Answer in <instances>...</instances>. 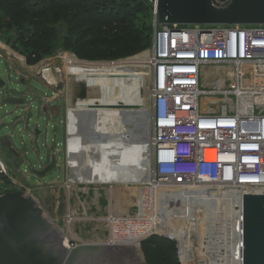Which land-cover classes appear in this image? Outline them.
I'll use <instances>...</instances> for the list:
<instances>
[{
  "label": "built area",
  "instance_id": "2783aa9c",
  "mask_svg": "<svg viewBox=\"0 0 264 264\" xmlns=\"http://www.w3.org/2000/svg\"><path fill=\"white\" fill-rule=\"evenodd\" d=\"M227 1L212 3L220 6ZM151 6V46L145 60L150 74V128L144 143L150 184L146 185L160 191L199 192L200 186L225 189L218 195L228 199L234 214L228 213L221 222L211 221L210 227L207 223L204 238L223 251L222 259L229 257L238 241L240 253L236 254L242 258V194H264V24L160 25L154 4ZM68 135L65 131L63 174L65 183L71 184L68 179L78 166L83 140L76 131ZM20 173L22 176L24 171ZM4 179L13 183L11 171L0 156V183ZM24 190L31 194L28 188ZM225 192L233 194L227 196ZM209 193L206 195L213 197ZM66 218L68 225V211ZM161 234L146 231L137 237L138 245L151 235Z\"/></svg>",
  "mask_w": 264,
  "mask_h": 264
},
{
  "label": "rangeland",
  "instance_id": "374dc122",
  "mask_svg": "<svg viewBox=\"0 0 264 264\" xmlns=\"http://www.w3.org/2000/svg\"><path fill=\"white\" fill-rule=\"evenodd\" d=\"M148 5L145 3L142 11L133 10L124 26L126 29L133 28L147 34V40L142 47L136 52L127 54H117L120 53L119 50L116 54L113 53L116 49L114 44L120 43V38H116L105 46L95 47L87 56L78 57L71 48L76 32L69 29L67 17L60 12L53 11L46 19L42 20L41 23L45 27V31L50 33L48 36L28 30L21 37L15 34L14 27L6 24L5 19L0 22V80L3 82V85L0 86V136L9 134V139L22 157L19 161L14 156L8 157L0 145V156L13 176V183L8 179L2 180L0 194L28 188L48 216L55 220L58 229L61 228L64 235L72 240L73 244L71 245L73 246L81 243L122 242L123 232L126 233L129 242L137 240L140 235L138 230L141 229L139 227L147 222L151 213L150 201L153 193L149 188L150 185H146L148 181L133 185L132 188L126 186L127 184L116 183L111 186L105 183H65L63 173H66V169L63 164V149L66 109L67 101L72 95V90L70 92L68 88L75 90L76 88L73 79L68 80L64 73L63 56L71 55L79 62H91L98 65L130 59L145 51L144 61H136L134 63L136 66L132 71L148 73L147 89L144 93V110L146 111L149 107L150 74L145 60H147V52L151 46L152 35V8L150 9ZM29 34H33L35 39L43 43L40 57L31 61L27 59L24 46L27 39L25 37ZM8 50L14 52V56L20 60L12 58ZM41 66L51 70L49 75L50 79L53 77L51 81L43 78L40 72ZM57 69L60 70L58 73L55 72ZM89 96L90 94L86 93L84 97ZM79 97L83 98L81 101L85 103L86 100L81 96L80 89ZM9 99L18 102L11 103ZM44 105H56V107L43 112ZM135 109L136 107L132 110ZM21 116H24V122L21 121ZM17 118L19 119L17 120ZM147 118L149 131L148 112ZM114 120L113 129H111L113 135L119 132L122 124L119 118ZM25 124L27 125L23 127ZM35 131L38 133L36 134ZM57 151L53 167L43 176H36L33 172L39 170L43 164L50 163V156ZM94 157H98V155L95 154ZM84 159L86 160V158ZM85 164H87L86 161ZM20 171H24L25 175L21 176ZM38 182L39 185H37ZM182 206L181 209L187 207L186 205ZM67 211L71 217L68 225L66 222ZM208 211V214L202 212L201 221L205 220L203 224L206 221L211 223L215 217L212 210V212ZM124 225H127L126 229ZM118 226L122 227L123 231H120ZM199 234L200 237L194 232L187 234L185 250L188 261L186 264H233V247L229 257L222 259L223 251L205 240L204 229ZM161 235L167 237V235ZM175 243L178 260L182 264L176 240ZM141 259L143 263L142 255Z\"/></svg>",
  "mask_w": 264,
  "mask_h": 264
},
{
  "label": "bare ground",
  "instance_id": "6f19581e",
  "mask_svg": "<svg viewBox=\"0 0 264 264\" xmlns=\"http://www.w3.org/2000/svg\"><path fill=\"white\" fill-rule=\"evenodd\" d=\"M8 52L12 58L20 60L14 56V52L10 50ZM144 55L145 51L130 59L98 65L91 62H79L71 55L63 56L64 73L68 80L73 79L76 88V90L68 88L70 92L72 90V95L67 101L65 128L68 136H73L76 131L77 136L79 135L83 140L82 151L78 156V166L73 170L74 175L69 177V182L143 184L148 181L149 183V156L144 144L149 133L147 110H144V93L147 89L148 73L132 71L136 66L134 64L136 61H144ZM50 71L48 67H40L43 78L51 81L53 77L49 78ZM58 71L60 70L57 69L55 72L58 73ZM79 89L81 93L84 91L85 94H90L89 97H84L85 103L81 101L83 98L79 97ZM104 103H125L136 106L133 112L126 113L127 119L125 123L121 124L119 132L114 133L115 135L111 134L112 123L120 116L115 108L99 106ZM70 144L71 142H69ZM95 154L98 157H94ZM151 187L152 190H155L156 196L150 213L151 218L148 219L149 222L139 227L141 229L138 230V233L141 235L146 231L155 230L174 238L180 250L182 264H186L188 261L185 250L187 234L194 232L200 237L199 233L208 223L203 224L205 220L201 221L202 212L208 214V210H212L215 216L213 221L217 219L218 222H221L228 213L233 215L235 211L228 199L218 195L222 194L221 191L225 189L217 190L215 187L216 190H209L200 186V191L197 192L195 189L160 191L158 187L150 185ZM208 193L213 197L207 196ZM230 193L233 194L225 192L224 195L229 196ZM178 203L187 207L181 209L183 206ZM44 214L48 215L45 211ZM207 226L210 227L211 223H208ZM118 228L123 231L122 227L118 226ZM59 229V234L67 243L68 237L64 235L61 228ZM123 236V239L120 238L122 242L109 241L99 244L104 246L138 245L137 240L129 242L124 232ZM138 250L141 256L139 245ZM239 251V242L236 241L232 251L233 264H240L241 258L236 254Z\"/></svg>",
  "mask_w": 264,
  "mask_h": 264
},
{
  "label": "water",
  "instance_id": "95a60500",
  "mask_svg": "<svg viewBox=\"0 0 264 264\" xmlns=\"http://www.w3.org/2000/svg\"><path fill=\"white\" fill-rule=\"evenodd\" d=\"M157 24L250 25L264 24V0H228L214 5L212 0H150ZM3 82L0 80V86ZM85 96V92L81 93ZM17 103L16 100H10ZM97 106V105H94ZM115 108L121 123L135 105L104 103ZM56 105L43 106L42 111ZM131 108V109H127ZM37 134L38 131H35ZM0 145L8 157L20 155L7 136ZM33 173L43 176L54 164ZM26 190L0 194V264H146L136 246H113L99 243L70 245L59 234L53 220ZM171 239V237H168ZM241 264H264V194H242Z\"/></svg>",
  "mask_w": 264,
  "mask_h": 264
},
{
  "label": "trees",
  "instance_id": "16d2710c",
  "mask_svg": "<svg viewBox=\"0 0 264 264\" xmlns=\"http://www.w3.org/2000/svg\"><path fill=\"white\" fill-rule=\"evenodd\" d=\"M145 3L152 8L148 0H0V22L5 19L21 37L28 30L48 36L50 33L41 22L51 12H60L67 17L69 29L76 32L71 48L78 57L87 56L95 47L116 38H120V43L114 44L113 53L119 50L117 54H127L139 50L147 40V34L124 28L132 11H142ZM25 38L28 61L38 59L43 43L33 34ZM140 250L146 264H180L176 243L167 237L151 235L140 242Z\"/></svg>",
  "mask_w": 264,
  "mask_h": 264
},
{
  "label": "crops",
  "instance_id": "0c3cea01",
  "mask_svg": "<svg viewBox=\"0 0 264 264\" xmlns=\"http://www.w3.org/2000/svg\"><path fill=\"white\" fill-rule=\"evenodd\" d=\"M9 100H10V99H9ZM11 100H12V99H11ZM23 117H24V116H23ZM18 119H19V118H17V120H18ZM22 119H23L22 121L24 122V121H25V119H24V118H22ZM26 125H27V124L23 125V127H24V126H26ZM8 135H9V134H7V135H5V136H7V137H8ZM0 137H3V136H0ZM8 138H9V137H8ZM9 140H10V139H9Z\"/></svg>",
  "mask_w": 264,
  "mask_h": 264
},
{
  "label": "flooded vegetation",
  "instance_id": "af4514ba",
  "mask_svg": "<svg viewBox=\"0 0 264 264\" xmlns=\"http://www.w3.org/2000/svg\"><path fill=\"white\" fill-rule=\"evenodd\" d=\"M131 112H133V110H131ZM131 118V117H130Z\"/></svg>",
  "mask_w": 264,
  "mask_h": 264
}]
</instances>
